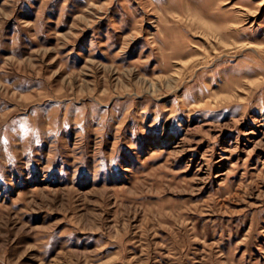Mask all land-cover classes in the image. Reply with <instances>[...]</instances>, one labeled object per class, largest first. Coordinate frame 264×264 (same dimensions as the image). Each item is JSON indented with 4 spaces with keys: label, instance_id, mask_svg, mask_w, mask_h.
Listing matches in <instances>:
<instances>
[{
    "label": "rangeland",
    "instance_id": "obj_1",
    "mask_svg": "<svg viewBox=\"0 0 264 264\" xmlns=\"http://www.w3.org/2000/svg\"><path fill=\"white\" fill-rule=\"evenodd\" d=\"M0 264H264V0H0Z\"/></svg>",
    "mask_w": 264,
    "mask_h": 264
}]
</instances>
